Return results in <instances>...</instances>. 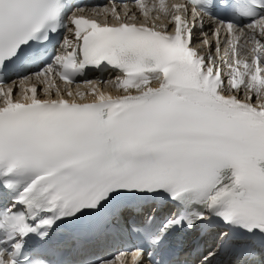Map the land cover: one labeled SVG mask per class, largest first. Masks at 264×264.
<instances>
[{
    "label": "snow or ice",
    "instance_id": "1",
    "mask_svg": "<svg viewBox=\"0 0 264 264\" xmlns=\"http://www.w3.org/2000/svg\"><path fill=\"white\" fill-rule=\"evenodd\" d=\"M109 2L0 0V264H182L170 237L211 223L199 264L264 260V0Z\"/></svg>",
    "mask_w": 264,
    "mask_h": 264
},
{
    "label": "bare ground",
    "instance_id": "2",
    "mask_svg": "<svg viewBox=\"0 0 264 264\" xmlns=\"http://www.w3.org/2000/svg\"><path fill=\"white\" fill-rule=\"evenodd\" d=\"M166 2H169V0H166ZM99 19H101V21L103 20V17L101 16V17H98ZM210 25L209 24H207V25H205V28H204V31L205 32H209L210 31V27H209ZM200 33V32H199ZM194 39H198V37H195ZM197 41H199V40H197ZM196 44H198V43H195V45ZM75 90V89H74ZM80 90H82V91H86L87 90V88L86 87H82ZM113 94L115 95L116 93H115V91L113 90Z\"/></svg>",
    "mask_w": 264,
    "mask_h": 264
},
{
    "label": "rangeland",
    "instance_id": "3",
    "mask_svg": "<svg viewBox=\"0 0 264 264\" xmlns=\"http://www.w3.org/2000/svg\"><path fill=\"white\" fill-rule=\"evenodd\" d=\"M243 51V50H242Z\"/></svg>",
    "mask_w": 264,
    "mask_h": 264
}]
</instances>
